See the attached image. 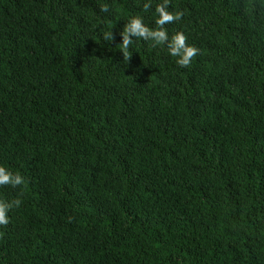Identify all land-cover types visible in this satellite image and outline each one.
Wrapping results in <instances>:
<instances>
[{
  "label": "trees",
  "instance_id": "1",
  "mask_svg": "<svg viewBox=\"0 0 264 264\" xmlns=\"http://www.w3.org/2000/svg\"><path fill=\"white\" fill-rule=\"evenodd\" d=\"M142 3L0 0V264H264V0H170L184 68Z\"/></svg>",
  "mask_w": 264,
  "mask_h": 264
},
{
  "label": "clouds",
  "instance_id": "2",
  "mask_svg": "<svg viewBox=\"0 0 264 264\" xmlns=\"http://www.w3.org/2000/svg\"><path fill=\"white\" fill-rule=\"evenodd\" d=\"M170 0H143L142 8L145 11L152 9L154 17V27L149 28L138 15L130 16L127 22L117 33L119 36L118 50L122 55L123 62H127L130 56L129 45L135 41L151 42L154 46L163 45L166 54L174 59V63L181 67H187L193 57L198 54V49L186 44V36L181 31H176L171 35L165 29L166 24L178 21L181 17L180 12L169 11ZM103 41L111 42L114 36L111 31L103 33ZM25 183L23 177L18 172H12L4 166H0V186L16 188ZM19 199L10 201L0 200V226L8 223V212L20 205Z\"/></svg>",
  "mask_w": 264,
  "mask_h": 264
}]
</instances>
